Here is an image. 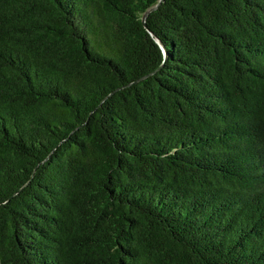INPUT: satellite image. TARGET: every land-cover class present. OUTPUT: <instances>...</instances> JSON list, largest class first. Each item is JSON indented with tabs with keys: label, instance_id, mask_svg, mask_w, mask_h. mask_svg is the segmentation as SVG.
Returning <instances> with one entry per match:
<instances>
[{
	"label": "trees",
	"instance_id": "obj_1",
	"mask_svg": "<svg viewBox=\"0 0 264 264\" xmlns=\"http://www.w3.org/2000/svg\"><path fill=\"white\" fill-rule=\"evenodd\" d=\"M0 264H264V0H0Z\"/></svg>",
	"mask_w": 264,
	"mask_h": 264
},
{
	"label": "water",
	"instance_id": "obj_2",
	"mask_svg": "<svg viewBox=\"0 0 264 264\" xmlns=\"http://www.w3.org/2000/svg\"><path fill=\"white\" fill-rule=\"evenodd\" d=\"M145 13L142 15V20L144 19Z\"/></svg>",
	"mask_w": 264,
	"mask_h": 264
}]
</instances>
